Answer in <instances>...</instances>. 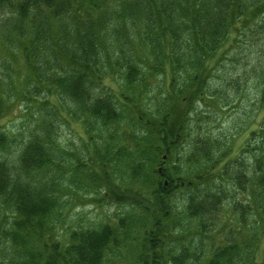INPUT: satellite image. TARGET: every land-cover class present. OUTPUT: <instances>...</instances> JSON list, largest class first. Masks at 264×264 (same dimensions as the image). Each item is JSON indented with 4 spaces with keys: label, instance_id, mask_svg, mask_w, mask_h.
<instances>
[{
    "label": "trees",
    "instance_id": "trees-1",
    "mask_svg": "<svg viewBox=\"0 0 264 264\" xmlns=\"http://www.w3.org/2000/svg\"><path fill=\"white\" fill-rule=\"evenodd\" d=\"M229 56L235 94L214 82ZM238 77L256 81L243 156L215 131ZM21 103L24 132L0 128V264H264V0H0V119ZM72 122L81 153L58 141ZM222 181L244 201L216 242ZM72 187L142 210L65 224Z\"/></svg>",
    "mask_w": 264,
    "mask_h": 264
},
{
    "label": "rangeland",
    "instance_id": "rangeland-1",
    "mask_svg": "<svg viewBox=\"0 0 264 264\" xmlns=\"http://www.w3.org/2000/svg\"><path fill=\"white\" fill-rule=\"evenodd\" d=\"M224 58L220 62L219 66L217 67V68L223 67L222 68L223 74H221L220 77L216 78L214 82L218 83L220 80L221 84H223V87L225 88V91H226L225 93L235 94L232 89H228L229 86L227 85V82L232 79H235L232 77L234 73L230 72L232 66L235 68L236 66H239V65H236V64L233 65V63L228 61L230 56L226 58L227 60L226 59L224 60ZM105 82L111 88L113 89L115 88V85L109 80H106ZM233 83L234 84L240 83L239 90H244L245 95L241 99L237 97V101H242L240 105H238V102H236L228 106V109L226 111H229V112L224 114L223 118L221 119V124L217 126L218 129H216L215 131L221 130L224 132V134H227L226 139L231 141L232 143L231 145L234 146L233 153H237V152L241 153V151L247 144L248 132L252 128H255L256 125L252 124L249 128L246 127L247 129L242 133L244 126L248 122L247 121L248 116L240 117V116H233V114L234 113L242 114L243 111L247 112L250 109H255V106H253V102H254L253 95L249 91V88H250L249 84L256 83V81L251 80L245 83V79L238 77L237 80L234 81ZM237 93H239V91ZM23 104L21 103L20 107L13 106L7 111V113L0 119V128L6 131L13 132L15 135H17L18 133L24 132L27 122L25 121V117L23 115L24 114V110H23L24 107L22 108ZM259 116H261V113ZM233 117H236L237 119L235 121L236 124L234 126H232V122L234 121ZM170 130L174 131L175 133V122L172 123ZM59 133H60V137L58 141L61 144V146H67L71 150L75 148H79V152L81 153L82 142H81L80 137H83L84 134H83L82 128L78 124H76L75 122H72L69 124V127L60 128ZM179 137H183V136H179ZM17 139L18 140L20 139L19 136H17ZM229 141H227V143H229ZM181 143H183V141H181L180 144ZM239 155L243 156V153ZM214 182L215 184H218L217 180H215ZM222 182L225 183L223 184V187H224L225 195L228 201L224 202L222 204V207L219 208L218 212L220 214L216 218V220H218L219 227H215L212 224L213 230L209 231V234L215 236L216 242L219 240V238H217L216 235H218L219 237L223 235L224 233H226L227 228L231 223L228 220L230 218L227 219V215L229 213L228 214L226 213L227 211H230L231 209V205H229L228 203H232L233 200L244 201L243 191L239 189L238 187H236L235 186L236 184L234 185L230 181H222ZM116 183L118 185L124 184L131 188L134 187V183L133 182L131 183L128 180V178H125L123 183H120V182H116ZM73 188L74 187L70 188V190H68L69 192L65 195V200H68V201L67 203H65L61 211V218H62V221L65 222V224L68 223L72 226H79V227L95 226V225L103 224L105 222L110 221L113 218V216H116L118 214L120 216H123L122 214L124 213H131V212L134 213L137 210H138L137 212H140L142 210V207H140V205L138 204L135 206V209L131 207L129 208V206L126 205L127 201L123 196L122 197L116 196L114 198L106 199L100 202L98 200H99V195H101V193H98L95 197L93 194L87 193V190H84L83 188L77 189V192L72 191ZM181 193L182 192L176 193L175 194L176 196L174 197L175 203L174 204L171 203L172 208H174V210L177 213H179V209L183 210L184 208L183 207L184 200H183ZM231 215L232 213L229 215V217H231ZM249 218L251 219V223L257 229V234H258L260 231H258L259 226L257 224V220L255 221L256 218L254 216H249ZM183 222L185 221L182 220L181 223ZM54 231H55V234L57 233L60 234L59 228H56ZM54 231H53V234H54ZM243 231L241 228L240 234H246V232L249 233L247 224L245 227H243ZM133 238H136V234L133 235ZM259 244H260L259 245L260 248L264 245V238L261 239Z\"/></svg>",
    "mask_w": 264,
    "mask_h": 264
}]
</instances>
